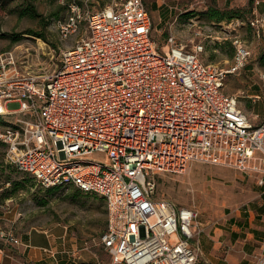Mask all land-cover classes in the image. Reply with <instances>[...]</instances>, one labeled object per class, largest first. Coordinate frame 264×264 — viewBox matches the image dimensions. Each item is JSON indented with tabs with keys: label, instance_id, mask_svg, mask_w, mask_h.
<instances>
[{
	"label": "built area",
	"instance_id": "2783aa9c",
	"mask_svg": "<svg viewBox=\"0 0 264 264\" xmlns=\"http://www.w3.org/2000/svg\"><path fill=\"white\" fill-rule=\"evenodd\" d=\"M259 3L249 20L258 29ZM67 6L56 23L54 68L28 72L23 44L0 51L6 159L44 187L72 185L104 199L100 242L110 260L83 264H195L199 213L155 197L157 177L198 162L260 174L264 183V117L255 122L225 89L228 74L246 65L248 46L233 37L232 64L218 68L203 60L196 37L170 31L159 44L144 0ZM12 101L20 106L8 109ZM0 237L20 243L10 230ZM7 255L0 244V264Z\"/></svg>",
	"mask_w": 264,
	"mask_h": 264
},
{
	"label": "rangeland",
	"instance_id": "374dc122",
	"mask_svg": "<svg viewBox=\"0 0 264 264\" xmlns=\"http://www.w3.org/2000/svg\"><path fill=\"white\" fill-rule=\"evenodd\" d=\"M22 1L0 0V51L23 44L28 55L24 65L28 72L43 73L60 62L56 23L66 17L67 3L71 0H34L40 15L37 17L14 11L21 7ZM124 1L89 0V4L93 10H98ZM144 1L151 11L152 36L159 44L170 31L186 41L188 37H196L205 44L203 60L218 68H228L232 64L233 37L243 39L250 56L244 68L228 74L226 87L239 95L245 111L251 112L257 106L264 108V25L260 29L251 26L252 13L245 12L254 0H232L226 4L224 0H159L175 11L168 13L167 18L152 5L158 0ZM210 5L235 8L242 13L230 21L220 22L210 20L205 13H185L204 11ZM256 13H264V9L259 8ZM39 31L44 37L34 34ZM7 106L10 110L17 109L20 102L12 101ZM263 117L259 116L257 122ZM261 177L198 162L191 163L181 173H161L157 177L155 197L168 198L182 208L194 207L199 213L200 233L192 239L200 245L195 264H255L264 256V183ZM2 187L12 189V194L4 197L0 189V231L12 230L15 234L47 228L66 231V247L70 248L67 256L78 261V249L84 247V253L89 256H85L87 260L83 263L94 262L97 258L107 263L109 256L100 242L107 212L101 196L72 185L51 189L42 186L32 175L18 170L6 159V148L0 141ZM5 218L13 222L7 223ZM258 234L262 236L261 242H255L254 251L246 253L248 241L258 239Z\"/></svg>",
	"mask_w": 264,
	"mask_h": 264
},
{
	"label": "crops",
	"instance_id": "0c3cea01",
	"mask_svg": "<svg viewBox=\"0 0 264 264\" xmlns=\"http://www.w3.org/2000/svg\"><path fill=\"white\" fill-rule=\"evenodd\" d=\"M224 1L226 4L229 1L231 2L232 0H224ZM156 2L157 3L155 4L153 3L152 5L155 7L156 11H158L159 13H164V18H167L168 13L169 14L175 13V11L172 10L173 9L172 6L169 5L168 3H164V4L162 2L159 3V0ZM258 6L256 11L259 8L260 10L264 9V0H261ZM147 8L150 11L148 6ZM160 19L162 20L163 17L161 16ZM230 85L232 86V84ZM225 89L227 92L231 94L233 93L228 91L227 87ZM239 104L242 107L240 100H239ZM246 113H248L254 119V121L257 122L258 117L264 115V108H262L261 106L253 107L251 109V112L246 111ZM0 189L2 190V188ZM5 220L7 221V223L13 222L9 218H5ZM6 231L8 230L0 231V233L3 234V232ZM14 235L20 240L19 244H14V243L4 244L0 240V244H3L5 246L8 254L3 259L2 264H80L87 260L85 256H89L86 253H84L83 251L84 247H80L78 249V251H80L78 255L79 256L78 261H76L74 258H71L70 255L67 256V249L70 248L66 247V240H65L66 231H57L54 229L47 228L40 230L34 229L28 231H21V232L18 231V233L16 234L14 233ZM257 237L258 239L248 241L247 245L245 246L246 253H251L254 251L256 247L255 242H261L260 239H262V236H259L258 234ZM231 247H234V244ZM109 260H110V256H109ZM109 260L107 262H109Z\"/></svg>",
	"mask_w": 264,
	"mask_h": 264
},
{
	"label": "trees",
	"instance_id": "16d2710c",
	"mask_svg": "<svg viewBox=\"0 0 264 264\" xmlns=\"http://www.w3.org/2000/svg\"><path fill=\"white\" fill-rule=\"evenodd\" d=\"M254 10V4H250L248 6V8L246 9V13H253ZM14 11H16L17 13H21L23 15H30V16H40L39 15V11L35 5L34 0H23L21 3V7H16L14 9ZM184 13V12H183ZM185 13H191V15L195 14V13H205L206 16L210 19V20H214V21H222V20H227L230 21L233 17H238L240 16V13H242V11L238 10V9H222L219 6L216 5H210L208 6V8L204 11H187ZM34 32V31H32ZM38 36L44 37V33L40 32L39 33H34ZM235 55V53H234ZM233 55V57H234ZM51 189V187H50ZM2 192L1 193L4 197H8L12 194V189H4V187H2Z\"/></svg>",
	"mask_w": 264,
	"mask_h": 264
}]
</instances>
